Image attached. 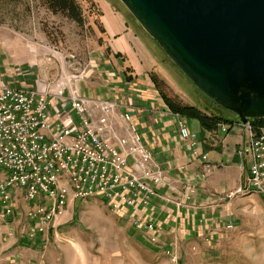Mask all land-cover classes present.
<instances>
[{"label":"rangeland","instance_id":"rangeland-1","mask_svg":"<svg viewBox=\"0 0 264 264\" xmlns=\"http://www.w3.org/2000/svg\"><path fill=\"white\" fill-rule=\"evenodd\" d=\"M78 2L86 18L82 24L52 12L45 0H0V82L15 73L13 77L30 81L33 88L62 89L65 96L73 91L81 94L80 85L98 83L99 66L106 63L99 52L105 46L103 28L93 0ZM115 2L147 33L120 0ZM157 55L170 78L161 82L162 89L173 100L184 105L195 102L226 117L233 114L196 90L163 49ZM25 69L32 73L24 74ZM70 112L80 123L78 113ZM92 114L91 126L98 128L100 111L95 108ZM103 131L115 133L111 124ZM222 208L217 236L201 232L186 242L180 241L178 233L163 241L153 221H149L155 225L153 232L137 228L130 212L115 209L99 195L70 201L58 228L37 239L28 237L24 216H9L0 219V264H264V197L252 190L224 200ZM229 221L234 226L227 230Z\"/></svg>","mask_w":264,"mask_h":264},{"label":"built area","instance_id":"built-area-1","mask_svg":"<svg viewBox=\"0 0 264 264\" xmlns=\"http://www.w3.org/2000/svg\"><path fill=\"white\" fill-rule=\"evenodd\" d=\"M49 89L0 87V217L24 216L28 237L37 239L58 228L70 201L99 195L115 209L130 212L137 228L153 232L154 223L136 214L150 205L155 185L165 176L154 168L131 113L123 112L128 133L115 144L112 134L103 131L114 110L111 101ZM95 108L102 124L98 128L91 126ZM70 111L78 113L80 123ZM176 114L182 135L195 137ZM242 125L246 138L237 153L250 158V166L244 183L227 192L226 199L252 190L264 197V125L251 120ZM219 128L227 132L230 125L223 122ZM209 170L207 165L201 177ZM233 226L229 222L225 228Z\"/></svg>","mask_w":264,"mask_h":264},{"label":"crops","instance_id":"crops-1","mask_svg":"<svg viewBox=\"0 0 264 264\" xmlns=\"http://www.w3.org/2000/svg\"><path fill=\"white\" fill-rule=\"evenodd\" d=\"M93 3L92 7L99 12L101 36L105 40V46L99 50L100 60L106 63L99 66L97 84L80 85L81 95L109 100L115 105L109 116L115 130L112 135L115 144L128 133L129 124L122 115L129 111L142 145L151 153L154 168L165 176L162 184L155 185L157 194L150 205L140 207L137 217L155 222L159 236L165 237L163 241L175 233L185 242L201 232L214 238L220 232L218 226L224 217L222 207L227 200L226 193L242 185L248 174V158L237 153L246 138L244 126L233 119L227 123L229 131L224 132L219 126L208 128L199 119L180 114L187 129L195 134V137H184L177 112L162 98L152 77L154 74L165 83L170 79L162 71L163 59L158 60L157 53L161 49L157 42L136 27V21L127 18L115 0H93ZM25 71L27 75L32 73ZM13 74H7L0 87H36L26 79H16ZM188 105L197 106L208 114L213 112L195 102ZM207 165L210 170L203 178L201 175Z\"/></svg>","mask_w":264,"mask_h":264},{"label":"water","instance_id":"water-1","mask_svg":"<svg viewBox=\"0 0 264 264\" xmlns=\"http://www.w3.org/2000/svg\"><path fill=\"white\" fill-rule=\"evenodd\" d=\"M194 85L264 119V0H120Z\"/></svg>","mask_w":264,"mask_h":264},{"label":"trees","instance_id":"trees-1","mask_svg":"<svg viewBox=\"0 0 264 264\" xmlns=\"http://www.w3.org/2000/svg\"><path fill=\"white\" fill-rule=\"evenodd\" d=\"M15 1V0H12ZM45 3L47 7L54 13H62L66 15L67 17L77 21L78 23L82 24L86 20L84 17V12L82 10V7L78 0H45ZM93 5V4H92ZM156 41V40H155ZM157 42V41H156ZM158 44V43H157ZM162 49V48H161ZM164 51V50H163ZM165 52V51H164ZM166 54V52H165ZM167 56V55H166ZM167 58L172 62V60L167 56ZM177 68H179L174 62H172ZM180 69V68H179ZM183 76H185L183 74ZM153 80L157 87L160 90L162 98L166 101L168 106L174 111L177 112L181 115L189 116V117H194L200 120V122L208 127V128H215L217 127L220 123H231L233 122V119H236L237 121L240 122L239 116L232 112L233 114L231 117H226L219 112H210L209 114L200 109L197 106L193 105H184L179 102H176L173 100V98L169 97L165 91H163L161 82L157 78L156 75H152ZM190 80V79H189ZM191 83V81H189ZM193 84V83H191ZM196 90V87H194ZM230 111V110H229ZM251 123H253L255 126L258 125H264V119H251Z\"/></svg>","mask_w":264,"mask_h":264}]
</instances>
